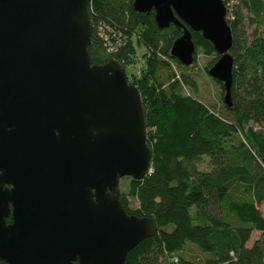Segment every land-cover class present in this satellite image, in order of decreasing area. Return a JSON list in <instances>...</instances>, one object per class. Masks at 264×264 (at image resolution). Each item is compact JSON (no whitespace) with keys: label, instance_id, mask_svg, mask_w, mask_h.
Here are the masks:
<instances>
[{"label":"water","instance_id":"95a60500","mask_svg":"<svg viewBox=\"0 0 264 264\" xmlns=\"http://www.w3.org/2000/svg\"><path fill=\"white\" fill-rule=\"evenodd\" d=\"M93 0H0V264H126L158 233L154 218L129 215L120 181L147 178L140 90L117 59L92 63ZM160 29L183 30L171 49L195 62L192 32L220 56L209 75L232 106L233 35L224 0H134ZM27 183H14L15 160ZM11 220V223H8Z\"/></svg>","mask_w":264,"mask_h":264},{"label":"trees","instance_id":"16d2710c","mask_svg":"<svg viewBox=\"0 0 264 264\" xmlns=\"http://www.w3.org/2000/svg\"><path fill=\"white\" fill-rule=\"evenodd\" d=\"M224 3L233 35L234 79L231 107L214 80L221 87V108L199 98L191 74L199 52L213 59L205 68L208 74L220 57L202 33L191 31L197 53L188 68L171 56L183 35L178 26L160 29L155 12H137L134 0L90 5L94 65L117 59L131 66L134 40L148 50L143 75L130 83L143 97L153 171L143 180L121 179L126 186H119V200L129 215L154 218L159 230L129 253L126 264H157L162 256L169 258L167 264H194L191 247L208 257L204 264H264L259 209L264 203V0ZM104 36L115 38L113 46L121 44L116 53ZM206 159L208 168L201 169ZM254 232L262 235L249 247Z\"/></svg>","mask_w":264,"mask_h":264},{"label":"rangeland","instance_id":"374dc122","mask_svg":"<svg viewBox=\"0 0 264 264\" xmlns=\"http://www.w3.org/2000/svg\"><path fill=\"white\" fill-rule=\"evenodd\" d=\"M233 4L234 2H230L228 6L232 9ZM248 27L250 30L249 33H253L255 27H251L249 24ZM134 43L137 53L133 58L131 66H128L126 68L129 82L131 83H136L138 79L143 75L142 70L146 69V59L144 57L148 54V50L144 45H139L136 40H134ZM212 60L213 59L211 57H207L202 52H199L194 67L192 68L191 74L195 76L196 80L198 81L200 90L199 98L209 106H216L217 108H221V87L205 71L206 66ZM207 163L208 160L206 159V161L200 166V168L207 169ZM125 186V180H121L120 187L125 188ZM259 209L264 217V203H262ZM261 235L262 232H254L248 246L251 247L255 241L261 238ZM189 255L194 264H204L205 259L208 258L206 257V255L201 254L197 247H191L189 249ZM155 261L157 262V264H167L169 263V258L167 256H162L158 257Z\"/></svg>","mask_w":264,"mask_h":264},{"label":"flooded vegetation","instance_id":"af4514ba","mask_svg":"<svg viewBox=\"0 0 264 264\" xmlns=\"http://www.w3.org/2000/svg\"><path fill=\"white\" fill-rule=\"evenodd\" d=\"M15 170H14V183L6 186L5 188H35L27 183V172L28 164L27 160L18 159L15 160ZM11 223V220L10 222Z\"/></svg>","mask_w":264,"mask_h":264},{"label":"built area","instance_id":"2783aa9c","mask_svg":"<svg viewBox=\"0 0 264 264\" xmlns=\"http://www.w3.org/2000/svg\"><path fill=\"white\" fill-rule=\"evenodd\" d=\"M104 40L106 41V43L110 44L109 48H110L111 53H116L118 51V49L121 47V44L119 42H115V44L113 46V42L115 41L114 37L104 36Z\"/></svg>","mask_w":264,"mask_h":264}]
</instances>
